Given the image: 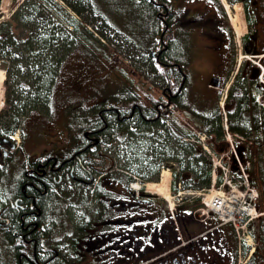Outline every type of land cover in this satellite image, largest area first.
Here are the masks:
<instances>
[{
    "label": "flooded vegetation",
    "instance_id": "1",
    "mask_svg": "<svg viewBox=\"0 0 264 264\" xmlns=\"http://www.w3.org/2000/svg\"><path fill=\"white\" fill-rule=\"evenodd\" d=\"M133 1L147 12L151 38L143 59L163 89L136 101L118 93L89 110L77 131L69 126L73 116L63 118L62 133L43 125L33 138L0 126V136L14 143L0 144V264H264V115L252 162L258 215L248 239L230 225L192 222L178 207L172 219L158 196L128 189L117 172L121 134L136 138L132 151L139 154L147 137L141 128L160 130L161 114L173 107L185 126L211 138L223 119L220 102L226 120L249 124L250 80L259 72L240 55L261 54L264 79V0H227L240 7L241 38L219 0ZM108 136L116 138V165L101 175L108 160L98 143ZM239 154L249 158V145ZM63 195L70 203H60Z\"/></svg>",
    "mask_w": 264,
    "mask_h": 264
},
{
    "label": "rangeland",
    "instance_id": "2",
    "mask_svg": "<svg viewBox=\"0 0 264 264\" xmlns=\"http://www.w3.org/2000/svg\"><path fill=\"white\" fill-rule=\"evenodd\" d=\"M57 1L60 2L59 5L60 10H58V8L48 7L46 5L45 13L47 12L51 13V16L54 18L56 22L59 23L60 26L67 28L68 25L67 20H69L68 17L69 15L71 16V14H74V12L70 10V8L62 0H57ZM9 2L10 0H4L2 3V9L4 10V13L2 14H4L5 19L7 16L10 15L15 5H17V3L10 4ZM94 2H95L94 4L89 6L88 11L86 10L84 11L87 12L86 13L87 18L85 22H86V28L89 30L91 34V38L96 37L98 42H102L101 40H99L100 38H102L105 41L104 44L108 54L112 55V60H114V56L119 55L120 56L119 59L122 64V67L124 68V70L126 69V71H128L131 74L130 76H132L133 80H142V81L148 80L145 77V75L142 73L145 69L138 65L140 64L146 66L145 62L143 61V58H141V55L146 54L147 52L146 45L149 44V40L151 38V32L149 29H147V26L149 24V18L145 10H143L139 5H136V3L133 0H95ZM235 19L236 22L241 21V18L238 16V14L236 15ZM0 21H3L2 17H0ZM237 26L239 32L242 33L244 28L241 25H237ZM10 27L9 28L11 35L17 39H19L23 35L26 36L29 32L28 29L24 31L23 26L17 25L16 23H12ZM79 54L81 53L79 49L76 48L74 49L72 56L73 58L79 59L84 68L86 66L93 68L94 65H96L98 68L99 66L101 68L102 67L107 68V71L106 74L104 73L105 76L100 81L87 80L89 81V85H90L89 86L90 88L88 89L87 87H85V83H84L86 79L83 80L85 78L86 71L83 68H78L77 70L75 68L76 75L71 79L72 81L70 82V84H74L73 85L74 88L72 90L70 89L69 92H67L66 84H65L59 89L58 95L56 92L52 94L53 100L59 97V103L62 107L67 103L69 104L77 103L78 105H83V99L79 100L78 102H75V100L82 97L83 95H86L87 92L90 95L93 94L90 91V89L95 90L98 85H101V81L111 82L112 80H118V78L116 79L115 77V71L118 72V68L117 67L116 69L115 68L112 69V67L110 68L109 67L110 62L106 60L107 65L103 64V62L101 61L94 63L90 60H86L85 58L81 57ZM125 58L127 59L132 58L133 69L136 71L137 74L132 72L131 71L132 69H130L129 67L131 66L130 64L132 63V61L130 64H128L126 63ZM6 60L0 59V69L1 71H3L4 74L3 80H6L5 82L3 80L0 82V112L6 111V109L10 105L9 103L13 101L15 95L20 96L25 94L26 89H24L23 84H25L26 80L28 79L24 74L28 69V66L26 65L25 62L21 63L12 57H9V59ZM99 71L103 72V70H99ZM90 72L92 73L91 69ZM60 78H64V74H61ZM60 78L59 80H61ZM159 81L162 82L161 80ZM254 83H256V85L259 86L260 91L264 88V86L259 80L254 81ZM103 94H106V91H103ZM41 108H44V110L46 109L44 105ZM65 110L77 112V113H80L82 111L81 108L76 107V105L68 106L65 108ZM21 118L22 115L20 116V119ZM57 121L58 119L54 120L52 124L57 125ZM163 134L164 132L157 135V137L154 138L153 140L141 139V142H143L142 144H144L143 147L146 150L145 152L149 151L150 156H155V157L161 156L158 150L164 148L163 144L165 143V140L163 138ZM42 135H45L44 130L42 131ZM130 142H132V144L134 145V143L137 141H135V138L133 137L130 140ZM153 146L156 149L152 148ZM160 146L162 147L159 148ZM165 149H168V147H165ZM107 151L108 154L114 155V150L108 149ZM166 153H168V151ZM127 154L128 153H125V148L118 149V163H124L129 161L126 160ZM145 154L144 156H146V160H150L148 155ZM217 158H219V155H217ZM141 160L143 159L137 158L136 160V158H134L130 161V163H132V166L135 167L137 170H139L142 174H145L147 172H151L152 174L156 173L155 174L156 179H154L153 181L151 180L146 181L152 183H149V185L147 186L148 189L145 188L144 192L145 191L147 192L148 190H151L152 192H156L151 188L155 189V187L158 184L166 183L169 186V188L167 186L165 192L163 191L161 195L162 196L164 195L165 196L164 198H166L170 202V204H173L172 201L173 197L171 195L175 193L171 191V179L173 177V172L177 171V166L173 165L174 167L173 166L170 167L168 169V176L161 180L162 178L161 173L163 172V170L161 171L162 165L160 164L159 166L156 167L154 166V164H152L154 166L152 168V167H148L149 166V164H147L148 162L146 163L147 165H145L144 163L141 162ZM201 160L207 162V160L205 159H201ZM166 161H164V164ZM165 168L166 166L164 165L163 169L167 170ZM183 173L185 174L187 172H183ZM136 176H140V175H136ZM185 177L187 178V176ZM167 188L169 189V191ZM188 189L189 188L187 187L186 188L180 187V190L181 191L184 190V193L182 192L180 196H175L173 198L175 200V203H178L181 209L187 207L189 204L188 203L189 201L187 199L191 195L185 193ZM149 192L150 191H148V193ZM154 195L161 198V200L165 204H167V202L164 199H162L161 195H157V194ZM199 218L200 217H198V219Z\"/></svg>",
    "mask_w": 264,
    "mask_h": 264
},
{
    "label": "trees",
    "instance_id": "3",
    "mask_svg": "<svg viewBox=\"0 0 264 264\" xmlns=\"http://www.w3.org/2000/svg\"><path fill=\"white\" fill-rule=\"evenodd\" d=\"M48 5L60 7L54 0H45ZM66 4L80 16L78 20L70 17L68 23L72 26L71 30H65L55 22L50 13H45L44 5L39 9V5L36 0L27 2L26 12H23V8L15 14L11 20L2 21L0 23V59H9V57L18 60L19 62H25L28 66L27 71L24 73L28 78L27 80H33L35 83V89L32 94L24 99L23 105L21 102L12 103L10 110L13 109V113L18 114L23 112L26 107H32L38 105V103H49L50 101V84L51 80H54L57 65L64 56L65 53H69L72 49L79 48L82 51L86 49L94 48L96 52H93V56L99 55L108 57L107 52L98 46L94 45L91 35L84 28L85 16L83 11L89 6L88 0H64ZM31 9V11H30ZM31 13V14H30ZM40 14V18H32L35 15ZM16 23L22 25L24 31L28 29V34L23 35L19 39L15 38L10 33V25ZM10 27V28H9ZM92 45V47L90 46ZM132 98V101L137 100ZM251 109V128L249 131H244V127L247 126L243 119L235 121L231 125V130L244 132L245 134L251 133L254 130L260 128V119L264 115V108L258 105L253 98L250 99ZM179 112V108H177ZM162 116H165L163 114ZM166 117V116H165ZM169 117L171 133L176 137L182 135H190L191 132L188 128L184 127V124L180 121L177 114H171ZM191 117V116H188ZM238 122L241 125H238ZM245 124V125H243ZM5 127L14 129L17 125V120L12 119L10 123H3ZM244 126V127H243ZM154 126L142 127V132H150L154 130ZM126 130H128L126 128ZM220 128L216 131L219 134ZM110 139V138H109ZM169 145L170 153L179 163V172L175 176L181 179L184 186L188 187H202L209 184V163L198 158L199 147L193 145L183 144L177 139H171L167 142ZM186 153L189 157L184 161L180 154ZM187 172V173H183ZM188 176L184 179L183 176ZM125 182H128V177L125 176ZM41 197V196H38ZM54 197L42 198L40 200L43 206H46L48 201H53ZM48 199V200H46ZM39 202V203H40ZM44 220V219H43Z\"/></svg>",
    "mask_w": 264,
    "mask_h": 264
},
{
    "label": "built area",
    "instance_id": "4",
    "mask_svg": "<svg viewBox=\"0 0 264 264\" xmlns=\"http://www.w3.org/2000/svg\"><path fill=\"white\" fill-rule=\"evenodd\" d=\"M223 192H217L213 195H211L208 198V201H205V204L207 205L206 207H198L195 210H198L201 214L200 219H204L205 216L208 215V205L210 207H212L213 209H216L217 211H219L225 218V220L227 219H235L234 217H236L239 221V223H241L242 218L244 213L246 212V210H250V202L246 199L245 195L250 198L251 194L250 193H237V192H232L229 193L228 195V202L225 201V197ZM232 213H235V215H233Z\"/></svg>",
    "mask_w": 264,
    "mask_h": 264
},
{
    "label": "bare ground",
    "instance_id": "5",
    "mask_svg": "<svg viewBox=\"0 0 264 264\" xmlns=\"http://www.w3.org/2000/svg\"><path fill=\"white\" fill-rule=\"evenodd\" d=\"M245 57H247V56H245ZM3 77H4L3 71L0 70V81L3 80ZM161 176H162L161 180H162L163 178H166V177L168 176V170H163V172L161 173ZM167 186H168V185H167L166 183H161V184H158V185L155 187V189H154V188H151V189H153V190H155L156 192L162 194L163 191L165 192V189H166ZM136 187H137V185L134 186V188H136Z\"/></svg>",
    "mask_w": 264,
    "mask_h": 264
},
{
    "label": "water",
    "instance_id": "6",
    "mask_svg": "<svg viewBox=\"0 0 264 264\" xmlns=\"http://www.w3.org/2000/svg\"><path fill=\"white\" fill-rule=\"evenodd\" d=\"M2 140H5V139H3V138H0V142H1Z\"/></svg>",
    "mask_w": 264,
    "mask_h": 264
}]
</instances>
